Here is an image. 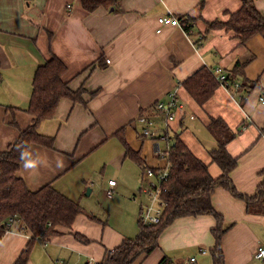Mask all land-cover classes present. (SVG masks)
Returning a JSON list of instances; mask_svg holds the SVG:
<instances>
[{"label":"crops","instance_id":"crops-1","mask_svg":"<svg viewBox=\"0 0 264 264\" xmlns=\"http://www.w3.org/2000/svg\"><path fill=\"white\" fill-rule=\"evenodd\" d=\"M252 1L264 16V0ZM240 7V0H117L115 8L87 12L79 0H0V150L31 125L26 110L35 70L56 56L66 67L62 79L80 93L79 100L61 98L52 116L37 124V133L52 138V145L30 144L26 152L36 166L26 171L21 161L18 175L29 190L50 185L81 209L69 228L56 225L42 239L13 223L0 238V264H16L22 253V264L99 263L107 251L138 235L139 201L137 206L138 198L128 196L136 195L144 167L155 171L166 160L155 155L163 144L143 138L136 120L151 116L156 130L162 129L152 107L169 92L182 104L170 134L207 165L213 179L221 169L209 156L216 147L209 118L239 130L226 144L236 159L229 178L236 192L255 195L264 178V39L256 34L241 43L233 31L208 28ZM160 15L172 16L178 25L156 33ZM215 68L230 84L216 83L200 106L183 83L200 69L215 81ZM95 187L104 195L112 189V196L93 206L86 199H98ZM210 204L227 227L220 238L223 264H261L253 254L264 248V215L248 213L244 202L222 187L212 191ZM112 212L121 217L112 219ZM215 226L210 214L176 218L160 232L158 246L132 264H158L162 258L168 264H192L190 258L213 264Z\"/></svg>","mask_w":264,"mask_h":264},{"label":"trees","instance_id":"trees-1","mask_svg":"<svg viewBox=\"0 0 264 264\" xmlns=\"http://www.w3.org/2000/svg\"><path fill=\"white\" fill-rule=\"evenodd\" d=\"M79 1L87 12H92L97 7L115 8L117 2V0ZM240 1V9L229 14L226 22L214 21L208 24V28L223 27L233 31L241 43L256 34L264 39V16L255 8L252 0ZM65 71V65L54 55L36 68L26 110L32 116V123L25 129H20L16 140L6 149L0 150V238L6 230H10L7 225L9 218L19 222V231H27L34 238L37 235L54 233L53 227L56 225L69 228L74 217L81 212L76 202L50 185L46 184L32 191L18 175L21 152H26L30 144L36 143L46 147L52 145V138L37 133V124L52 116L61 98L79 100L80 93L72 92L67 82L62 79ZM216 83L207 70L200 69L185 80L183 86L201 106L211 97ZM240 100L242 101V98ZM207 129L216 143L209 156L221 169V175L216 179L210 177L207 165L197 159L175 134L169 149L165 191L161 195L166 205L160 223L147 226L138 224V235L134 239L123 240L120 246L106 252L102 262L96 264H132L137 257L150 254L158 246L157 238L160 232L174 219L202 214H210L216 219V226L212 229L215 243L210 253L213 264H223L220 238L227 227H222L220 215L210 204V195L217 187H222L241 199L248 213L264 215V178L255 195L249 197L236 192L229 178L236 159L227 153L226 144L239 130L232 131L218 117L209 118ZM79 238L86 241L82 237ZM24 259L25 253H22L16 264H22ZM158 264H168V261L162 258Z\"/></svg>","mask_w":264,"mask_h":264},{"label":"built area","instance_id":"built-area-1","mask_svg":"<svg viewBox=\"0 0 264 264\" xmlns=\"http://www.w3.org/2000/svg\"><path fill=\"white\" fill-rule=\"evenodd\" d=\"M157 29L156 33H160L165 26L174 27L178 25V22L172 16L160 15L156 18ZM108 62V60H106ZM215 81L219 85L225 87L229 86V81L226 74L220 69L215 68L211 71ZM238 87L237 83H231V86ZM261 104H264V97H260ZM182 108V104L175 92H169L163 100H159L153 104L152 110L158 114L162 120L163 127L160 130H156V124L151 116L140 114L137 117V122L141 125L140 134L143 138L152 139L156 143H162L163 148H159L158 145L155 148V155L165 159L166 165L157 170H153L150 167H144L142 175L146 179V186L139 189V194H143L146 197L145 202H139L138 223L140 226L154 225L161 221L163 211L166 202L161 198L162 192L165 191V182L168 177L169 162L168 155L171 143L174 141V136L169 132V124L175 118L176 110ZM109 186L114 185V180L108 181ZM112 189L105 190L107 197L112 196ZM133 197H137L136 195ZM8 227H11L13 223L19 224L18 221L9 218L7 221ZM39 239L42 237L39 235ZM204 253V250H201ZM255 259H258L261 264H264V248L258 246L253 254ZM190 263L194 264L195 259L190 258ZM87 264H96L92 261Z\"/></svg>","mask_w":264,"mask_h":264},{"label":"rangeland","instance_id":"rangeland-1","mask_svg":"<svg viewBox=\"0 0 264 264\" xmlns=\"http://www.w3.org/2000/svg\"><path fill=\"white\" fill-rule=\"evenodd\" d=\"M141 178H142V181L140 180L141 182H139V180H138V187H137V189L134 192V194H136V196L138 198L136 201H134L137 204V206H138V201L139 202H145L146 201V197L143 194H139V189L142 187V185L146 186V182H147L143 175H141ZM87 189H88V186L84 190V192H83L84 194H86V190ZM95 189L98 192V199L94 198L93 195L89 196L88 199H86V201L88 200L89 203L92 204L93 206L94 205L96 206L98 203H101V200H105L106 199V197H105V195H104V193H103V191L101 189L98 190L97 187H95ZM101 192L103 193V195L100 194ZM115 196L116 195H114V197ZM128 199L131 200V199H134V198H133V196L131 197V195H130V196H128ZM111 217H112V219H119L121 217V212H112ZM123 217L128 218V212H125L123 214ZM134 221H135L134 217L132 216L131 217V224H134Z\"/></svg>","mask_w":264,"mask_h":264},{"label":"clouds","instance_id":"clouds-1","mask_svg":"<svg viewBox=\"0 0 264 264\" xmlns=\"http://www.w3.org/2000/svg\"><path fill=\"white\" fill-rule=\"evenodd\" d=\"M20 159L23 162V167L26 171H29L35 168L36 166L35 162L27 152H21Z\"/></svg>","mask_w":264,"mask_h":264},{"label":"water","instance_id":"water-1","mask_svg":"<svg viewBox=\"0 0 264 264\" xmlns=\"http://www.w3.org/2000/svg\"><path fill=\"white\" fill-rule=\"evenodd\" d=\"M88 191V190H87Z\"/></svg>","mask_w":264,"mask_h":264}]
</instances>
